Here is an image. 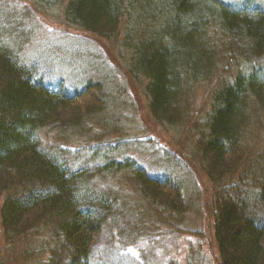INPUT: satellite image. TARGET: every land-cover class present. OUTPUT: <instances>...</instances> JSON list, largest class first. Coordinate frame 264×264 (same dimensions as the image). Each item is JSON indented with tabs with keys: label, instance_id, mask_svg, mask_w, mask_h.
I'll use <instances>...</instances> for the list:
<instances>
[{
	"label": "trees",
	"instance_id": "1",
	"mask_svg": "<svg viewBox=\"0 0 264 264\" xmlns=\"http://www.w3.org/2000/svg\"><path fill=\"white\" fill-rule=\"evenodd\" d=\"M34 1L64 4L69 27L121 42L129 55L125 73L139 85L141 76L147 80L143 94L153 117L201 151L200 164L213 184L209 210L219 264H264V178L239 159L255 127L264 139V0ZM3 34L0 29V257L9 259L12 247L20 246L19 263L27 252H37L38 264H92L103 226L118 207L115 193L96 184L121 172L131 175L147 207L174 226L189 206L178 179L153 177L132 156L113 157V150L95 144L44 145L48 130L66 142L71 129L84 140L89 132L99 140L109 126L112 97L106 101L104 83L89 78L78 89L64 91L61 80L48 85L50 77L42 79L36 66L23 62ZM225 39L229 50L240 46L245 66L226 59L230 64L223 70L237 72L217 84L201 115L191 108L184 115L182 109L190 107L186 91L216 71ZM227 55L222 51L223 59ZM82 99L87 106L91 99L98 104L91 102L95 107L81 114ZM113 145L123 150L120 142ZM34 233L47 237L40 250L29 248ZM128 236L120 230L113 243L121 245Z\"/></svg>",
	"mask_w": 264,
	"mask_h": 264
},
{
	"label": "rangeland",
	"instance_id": "2",
	"mask_svg": "<svg viewBox=\"0 0 264 264\" xmlns=\"http://www.w3.org/2000/svg\"><path fill=\"white\" fill-rule=\"evenodd\" d=\"M41 5L34 0H2L0 29L4 31V41L15 46L22 61L36 66L42 77L49 76L48 85L55 87L54 84L61 80L67 83H64L67 87L64 91L68 87L78 89L89 78L104 83L109 92L105 97L106 101L108 96L112 97L111 101L109 99L111 112L109 111V115L108 112L105 114L110 117L107 119L109 126L99 133V140H95L90 135L91 132L84 140L82 135H77L71 129L66 142L56 131L48 130L42 135L44 145L76 149L95 144L101 150H113V157L132 156L151 176L163 178L171 175L173 180L178 179L177 182L182 183L185 190V200L189 203L188 211L177 221H172L173 226L164 215L147 207L144 197L138 193L135 182L128 173L121 172L100 178L96 185L112 190L117 197L118 207L114 205L117 209L111 216L115 217L103 226L99 238L102 240L93 248L92 264H136V261H142V264H219L213 217L209 210L213 184L204 165L200 164L201 151L196 153L197 150L191 147L189 139L153 117L143 94L147 80L141 76L139 79L144 84L139 85L125 73L129 55L119 45L120 41L107 42L69 27L66 24L64 4L57 7ZM224 43L216 62L217 69L208 77L209 80L200 76L199 80L191 83L190 89L193 91H186L185 100L190 99V107H185V101L182 103V108L185 107L182 109L184 115L190 108L195 116L201 115L208 108L217 84L226 82L237 72L231 67L223 70L221 65L230 64L226 59L234 57V63L239 66L247 60L239 53L240 46L236 50H229L227 46L230 40L225 39ZM222 51L228 52L224 59ZM259 64L264 66L263 63ZM260 71L264 75L263 70ZM87 102L85 99L81 102V114L98 104L91 99L95 104L90 102L87 106ZM116 124L119 125L118 129L114 127ZM253 133L242 144L239 159L240 162H248L250 165H245L247 171L251 170L262 181L264 139L258 127L253 129ZM116 142L128 144L121 147V151L118 147L109 148L111 145L116 147L113 145ZM240 167L241 165L239 170ZM120 230L129 235L121 245L113 243ZM35 235L36 233L30 238L32 245L29 248L40 250L45 245L40 242L47 237L43 234ZM19 248L13 246L11 249L16 259L13 254H9V259L4 254L0 257V264H38L40 258L37 252H27L25 261L22 259L20 263L17 262L21 259L17 252Z\"/></svg>",
	"mask_w": 264,
	"mask_h": 264
}]
</instances>
